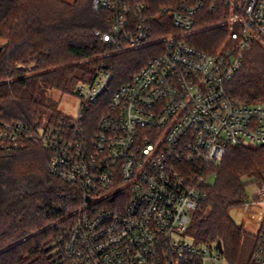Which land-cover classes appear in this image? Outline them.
I'll use <instances>...</instances> for the list:
<instances>
[{
  "label": "built area",
  "instance_id": "2783aa9c",
  "mask_svg": "<svg viewBox=\"0 0 264 264\" xmlns=\"http://www.w3.org/2000/svg\"><path fill=\"white\" fill-rule=\"evenodd\" d=\"M222 2L218 25L228 34L217 52L188 41L200 29L199 14L217 3L181 0L164 9L175 31L160 38L163 50L131 82L112 90V72L100 66L74 88L81 101L77 115L35 129L0 118V151L41 144L51 153V174L83 193L84 204L68 217L57 242L70 264L221 261L217 243L188 235L192 213L228 147L264 145V99L243 101L229 87L244 52L264 38V0ZM93 8L114 12L110 31H95L107 43L139 48L155 41L146 2L94 0ZM103 98L105 109L91 115ZM96 116L97 123L87 122ZM254 202L264 204V183ZM251 258L264 264L263 224Z\"/></svg>",
  "mask_w": 264,
  "mask_h": 264
},
{
  "label": "trees",
  "instance_id": "16d2710c",
  "mask_svg": "<svg viewBox=\"0 0 264 264\" xmlns=\"http://www.w3.org/2000/svg\"><path fill=\"white\" fill-rule=\"evenodd\" d=\"M93 1L0 0L2 120L23 122L32 129L55 123L65 114L53 92L73 93L77 82L92 78L100 66L112 72V90L131 82L163 50L160 38L175 31L164 9L181 2L129 0L147 3L145 14L153 17L155 41L139 48H117L95 34L110 31L114 12L94 10ZM213 1L219 7L214 11L206 7L196 24L200 29L188 38L211 53L223 46L228 34L227 28L218 25L224 3ZM229 87L243 101L264 99V38L244 52ZM106 102L103 98L93 106L91 115H100ZM88 120L97 123L98 117ZM50 158L51 153L34 141L0 151V264H70L57 242L62 226L81 208L84 198L81 189L51 174ZM215 170L216 182L206 186V196L192 213L188 235L197 243L221 242L222 253L232 264H252V258L239 263L245 229L230 211L247 201L244 177L262 175L264 145L228 147Z\"/></svg>",
  "mask_w": 264,
  "mask_h": 264
},
{
  "label": "rangeland",
  "instance_id": "374dc122",
  "mask_svg": "<svg viewBox=\"0 0 264 264\" xmlns=\"http://www.w3.org/2000/svg\"><path fill=\"white\" fill-rule=\"evenodd\" d=\"M74 1V0H66ZM108 53V51L106 52ZM32 65V64H31ZM30 65V66H31ZM53 96L59 101V110L66 115L75 116L79 113L81 107L80 99L71 94L62 95L59 91H54ZM247 184V201L244 205L233 208L230 214L233 220L244 226L245 234L242 239L241 251L239 255V263L248 262L253 254L256 242V235L263 223L264 219V204L255 203L257 192L264 183V171L262 175L253 174L244 177ZM216 182V175L212 173L208 179V185L213 186ZM217 254V253H216ZM207 264H213L211 260ZM218 264H232L225 255L221 256V261Z\"/></svg>",
  "mask_w": 264,
  "mask_h": 264
},
{
  "label": "water",
  "instance_id": "95a60500",
  "mask_svg": "<svg viewBox=\"0 0 264 264\" xmlns=\"http://www.w3.org/2000/svg\"><path fill=\"white\" fill-rule=\"evenodd\" d=\"M90 201H91V198L90 197H87V202H90ZM217 247H218L219 251L222 252V244H221V242H218L217 243Z\"/></svg>",
  "mask_w": 264,
  "mask_h": 264
}]
</instances>
